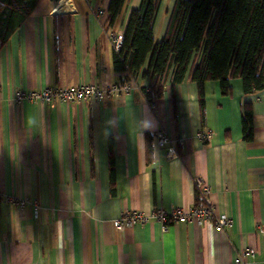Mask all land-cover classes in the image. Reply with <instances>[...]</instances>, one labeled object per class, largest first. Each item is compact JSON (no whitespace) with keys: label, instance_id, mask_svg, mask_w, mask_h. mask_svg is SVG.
<instances>
[{"label":"crops","instance_id":"obj_1","mask_svg":"<svg viewBox=\"0 0 264 264\" xmlns=\"http://www.w3.org/2000/svg\"><path fill=\"white\" fill-rule=\"evenodd\" d=\"M175 1H161L156 41ZM141 2L126 0L109 28L124 37ZM108 3L40 0L0 48V264H264V89L246 94L242 80L232 78L225 95L210 80L202 108L197 83L188 77L173 86L170 70L163 94L148 99L146 79L114 69ZM122 81H132L133 90L102 103L14 97L18 90ZM246 103L254 112L251 141L243 134ZM144 120L149 128L141 127ZM159 130L183 140L171 158L156 144ZM201 131L212 133L201 140ZM198 178L211 188L216 215L233 218L232 228L195 220L171 221L164 230L154 218L114 226L130 210L152 215L201 204ZM9 195L37 199L41 213L9 203ZM247 248L255 255L237 263Z\"/></svg>","mask_w":264,"mask_h":264},{"label":"trees","instance_id":"obj_2","mask_svg":"<svg viewBox=\"0 0 264 264\" xmlns=\"http://www.w3.org/2000/svg\"><path fill=\"white\" fill-rule=\"evenodd\" d=\"M40 0H0V48L33 13ZM162 0H142L127 23L114 69L148 81L150 100L163 94V80L173 70V86L190 77L197 83L202 108L204 84L218 81L222 93L240 78L246 94L264 89V0H176L166 34L156 41L154 28ZM126 0H109L107 23L113 26ZM243 134L253 139L254 112L242 110ZM153 135H147L151 155ZM148 155V156H149ZM112 176L115 169L111 167ZM200 200L199 192H196Z\"/></svg>","mask_w":264,"mask_h":264},{"label":"built area","instance_id":"obj_3","mask_svg":"<svg viewBox=\"0 0 264 264\" xmlns=\"http://www.w3.org/2000/svg\"><path fill=\"white\" fill-rule=\"evenodd\" d=\"M61 1V0H60ZM90 1V0H86ZM61 6V2H58ZM106 10H99V15H105ZM108 39L112 42L114 50L119 52L122 47L123 37L116 34L108 23ZM134 86L132 81H122L117 83H106V84H96V83H81L73 86L67 85H52L41 89L35 90H18L15 92V99L18 102L22 101H43L53 103L56 101L66 102V103H76V102H99L102 103L108 98H119L123 94H128L133 90ZM211 131H201L198 133V137L201 140H207ZM156 144L160 148H168L167 156L171 158L176 154L177 144L183 143L182 138L178 140H173L167 132L164 130H159L155 134ZM196 192H199L201 204H195L187 210H173L167 211L159 208L154 211L152 215L146 213L130 210L128 212L122 213L118 218L114 220V226L117 229H124L128 226H134L137 224H146L151 218L158 220L164 230H166L171 221L179 222H193L204 223L209 221H214L216 223V228L219 230H224L227 228H232L234 226V220L228 216H217L215 213L214 206L208 202V196L211 192V188L208 184L204 182L202 178L196 180ZM2 194L0 193V197ZM6 200L9 203L19 205L20 207H25L28 204L33 206L34 215L38 217L41 213V205L37 199L34 198H24L16 196H6ZM258 231L264 234V222L259 224ZM255 255V250L247 248L242 256L237 258L235 261L241 263L243 260L247 259L248 256Z\"/></svg>","mask_w":264,"mask_h":264},{"label":"clouds","instance_id":"obj_4","mask_svg":"<svg viewBox=\"0 0 264 264\" xmlns=\"http://www.w3.org/2000/svg\"><path fill=\"white\" fill-rule=\"evenodd\" d=\"M151 126V122L149 120H144L141 124L142 128H149Z\"/></svg>","mask_w":264,"mask_h":264},{"label":"rangeland","instance_id":"obj_5","mask_svg":"<svg viewBox=\"0 0 264 264\" xmlns=\"http://www.w3.org/2000/svg\"><path fill=\"white\" fill-rule=\"evenodd\" d=\"M65 2V1H64ZM64 4V3H63Z\"/></svg>","mask_w":264,"mask_h":264}]
</instances>
